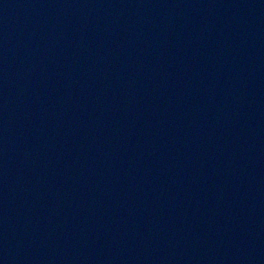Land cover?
<instances>
[{"label":"water","instance_id":"water-1","mask_svg":"<svg viewBox=\"0 0 264 264\" xmlns=\"http://www.w3.org/2000/svg\"><path fill=\"white\" fill-rule=\"evenodd\" d=\"M0 264H264V0H0Z\"/></svg>","mask_w":264,"mask_h":264}]
</instances>
